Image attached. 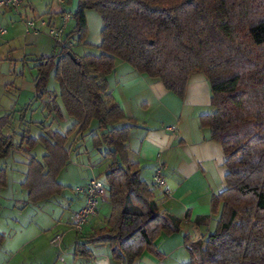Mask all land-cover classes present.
I'll use <instances>...</instances> for the list:
<instances>
[{
    "label": "trees",
    "instance_id": "16d2710c",
    "mask_svg": "<svg viewBox=\"0 0 264 264\" xmlns=\"http://www.w3.org/2000/svg\"><path fill=\"white\" fill-rule=\"evenodd\" d=\"M76 4L74 25L63 44H56L57 53L33 60V100L41 103L46 117L28 124L41 133L36 138L24 130L17 136L4 133L11 127L12 112L0 116V160L25 154L24 205L62 192L57 177L69 160L68 137H90L95 150L107 149L101 153L110 160L102 182L111 210L105 227L75 243L76 256L86 258L89 245L106 244L111 258L123 264H135L143 252L161 259L155 241L162 234L180 233L181 220L158 210L153 189L130 161L127 140L133 126H118L125 116L106 78L119 59L183 98L190 76L200 73L210 86L213 111L201 115L199 125L220 145L227 172L225 189L210 200L211 215L218 218L215 230L196 241L183 236L191 259L187 264H264V0ZM87 10L102 22L97 56H77L72 49L73 42L80 44L87 35ZM51 73L57 92L48 89ZM61 107L74 124L64 134L46 137L42 132L52 127L46 120L51 114L61 118ZM129 122L135 124L134 119ZM36 145L45 151L41 159L27 149ZM5 186L6 169L0 166V189ZM205 220L198 217L195 223Z\"/></svg>",
    "mask_w": 264,
    "mask_h": 264
},
{
    "label": "crops",
    "instance_id": "0c3cea01",
    "mask_svg": "<svg viewBox=\"0 0 264 264\" xmlns=\"http://www.w3.org/2000/svg\"><path fill=\"white\" fill-rule=\"evenodd\" d=\"M20 1L17 9H5L0 13V24L7 29L6 35L0 37V116L12 112V123L23 128L31 120L41 122L46 117L45 112L41 111V103L33 100V60L40 56L54 55L58 51L46 27L37 35H25L24 22L41 19L51 25H58L64 12H73L69 8L72 0H67L64 5L53 0L47 4L44 13L38 14L32 9L33 0ZM85 20L87 35L82 43L73 42L72 49L77 56H97L100 54L96 47L102 40V22L100 16L92 10L85 12ZM73 25L74 21L70 23L67 32H70ZM114 64L113 72L106 79L109 92L124 112L125 119L118 126H133L127 140L128 157L138 164L140 178L149 187L155 171L159 166L162 167L165 184L163 189L152 191L154 199L159 211H166L181 220L180 233L171 236L162 234L155 241V247L163 255L161 259L143 252L135 264H165L168 254L184 249L185 234L192 241L205 239L216 227L218 218L211 215L210 200L225 189L227 169L223 164L224 155L220 145L211 140L208 129L199 125V117L213 111L210 86L202 74L195 73L188 80L183 98H178L166 91L157 80L137 73L123 61L116 59ZM48 89L58 91L53 73L49 78ZM22 110H26L25 114H21ZM61 112V118L51 114L46 122L61 127L71 119L62 107ZM31 113L30 119L28 117ZM129 119H134L135 124L132 125ZM24 158L8 156L0 160V166L5 168L12 162L16 169H22V183L26 173ZM88 180L81 186H85ZM105 188L107 195L106 184ZM84 201V196L77 195L74 203L69 202V207L74 205V211L70 212L68 226L72 227L73 215L84 205ZM24 204L23 207L26 206ZM110 210L108 197H103L96 215L85 224L83 234L91 235L105 227ZM49 212L51 222L53 220L50 217L54 211ZM198 217L207 220L195 223ZM87 249L89 255L85 258V264H123L111 258V249L106 244L89 245Z\"/></svg>",
    "mask_w": 264,
    "mask_h": 264
},
{
    "label": "rangeland",
    "instance_id": "374dc122",
    "mask_svg": "<svg viewBox=\"0 0 264 264\" xmlns=\"http://www.w3.org/2000/svg\"><path fill=\"white\" fill-rule=\"evenodd\" d=\"M52 1L33 0L32 9L35 10V14L44 13L47 4ZM75 3L77 0H72V5L69 7L72 12L76 9ZM51 84L53 86V82ZM28 118H32V113ZM48 123L49 121L47 125ZM73 124L74 120L68 119L61 127L54 124L42 134L46 137H51L53 132L62 134ZM24 125L23 128H19L12 123L6 132L8 134L13 132L17 136L24 130L33 138L41 133L28 123ZM76 139L74 134L68 137L69 160L57 177V181L64 189L48 201L29 203L23 207L27 201V193L20 184L23 178L22 169H16V165L12 162L5 167L6 186L0 189V264H85V258L74 256V247L76 242L86 240L90 233L77 234L68 226L71 220L70 212L74 211V205L69 207L68 204L74 203L77 198L74 193L75 188L80 187L86 180L94 178L103 180L110 160L105 159L101 154L107 151L106 147L95 150L90 137L78 141ZM14 140L17 142L16 137ZM27 149H30L31 155L39 159L45 154L40 145L29 146ZM23 155H17V158H22ZM49 211H54L50 217L53 220L51 222L48 218ZM57 236L60 237V241L51 243ZM166 257L165 264H187L191 260L185 248L175 250Z\"/></svg>",
    "mask_w": 264,
    "mask_h": 264
},
{
    "label": "built area",
    "instance_id": "2783aa9c",
    "mask_svg": "<svg viewBox=\"0 0 264 264\" xmlns=\"http://www.w3.org/2000/svg\"><path fill=\"white\" fill-rule=\"evenodd\" d=\"M60 5H64L67 0H57ZM20 0H0V13L5 9H16L20 6ZM73 21L72 14L64 12L61 15L58 25L47 26L46 21L41 19H29L24 22L25 35H37L41 29L47 27L48 35L55 44H63L64 35ZM7 29L0 24V37L6 35ZM164 178L162 175V167L159 166L152 177L151 188L153 190L164 188ZM75 195L84 196V205L73 215L72 228L77 233H82L87 221L96 215L98 205L106 194L105 184L94 178L88 181L83 187H77L74 190ZM60 241V237H55L51 243Z\"/></svg>",
    "mask_w": 264,
    "mask_h": 264
}]
</instances>
